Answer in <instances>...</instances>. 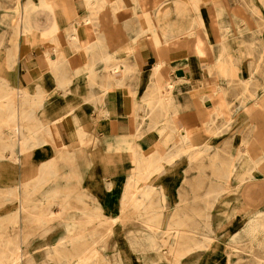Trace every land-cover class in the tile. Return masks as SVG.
I'll use <instances>...</instances> for the list:
<instances>
[{"label":"rangeland","instance_id":"rangeland-1","mask_svg":"<svg viewBox=\"0 0 264 264\" xmlns=\"http://www.w3.org/2000/svg\"><path fill=\"white\" fill-rule=\"evenodd\" d=\"M236 2L245 4L246 10L254 14L264 11V0H229L228 7ZM18 4L16 0H0V97L5 94V90H9L12 91L13 98L17 100L18 89H25L29 101L25 103L24 109L32 112L30 122L36 126L40 124L44 132H40L39 137H31L26 141L18 140L17 137L0 138V151L4 145L12 144L17 152L20 149L19 145L26 143V146L21 147L23 151L19 153V158L23 160L21 165L0 153V220L18 214L16 222L7 223L5 221L4 231L11 238L17 240L22 250L29 252L31 255L29 264H46L47 256L52 254L51 250L55 240L62 233V225L55 220L48 228L36 227L34 218L39 208L33 207V205L35 206L38 201H45L51 196L52 192L56 190L52 183H62L63 179L60 177L65 174L64 170L67 169L60 170L59 178L45 183L43 187L27 196L26 207H33L31 210L33 212L22 211L20 218L17 199L3 191L14 189L19 191L22 189L20 184L27 182L31 184L36 180L41 166L49 164L52 160L63 161V156H57L56 149L58 147L55 145L58 142L55 140V136L60 137L61 134L62 141L66 146H69V149L83 152V157L78 156V161L81 160L82 176L76 192L78 191V194L88 193L98 201L97 204L103 207L105 213L113 217L111 223L114 224L116 232L114 236L107 239L108 246L104 251L110 260L107 264H228V262L229 264H264V247L260 243H254L244 232L250 215L260 214L261 216V213H264L263 207L250 209L246 208L243 203L241 189L247 180H240L234 175L230 180L229 193L220 197V200L215 199V193L222 189L220 187L223 179V162L226 165L229 158L237 154L241 147H247L251 142L245 120L242 116L233 115L236 109H231L232 114L229 121H222L220 125L217 119L211 123L212 125L218 123L217 126H213L217 130L207 131L203 143L190 149L193 152H199L190 156L187 151L177 152L180 145V141L177 140L180 131L167 123L168 115H162V109H155L148 105L149 107L144 109V112H148V114L138 118L140 122H137V128L144 130L151 120L157 121V127L152 131L145 130L142 134L143 137L150 135L156 129L159 130L160 126L164 124L165 129L159 133L157 139L160 156L167 158L169 154L172 155L169 162L163 160L159 169L151 171L149 177L143 181L147 184L144 191L152 193L150 196L151 207L160 216L150 221L143 217L141 219L130 218L131 216L137 217L138 214L144 215V212H136L132 206H127L123 212L125 218L120 219L118 218L121 214L118 200L121 197L120 193L124 190L123 185L129 175L133 173V167L143 166L144 163L141 154L137 157L138 161L131 162L126 151L141 140L139 137L135 138L131 135V146L120 147L106 137L105 116L100 119L98 124L92 125L90 116L78 115L77 112H82L87 103H84L79 96L72 98L74 92L68 89L63 91L56 86L57 79H66L60 69L63 62L59 63L56 68L49 69L47 75L35 76L32 73L33 69L29 66L33 63L30 58H33L36 52L41 51V48L38 47H46L44 43L33 42L29 48H23L22 53L18 54L16 50L15 55L10 56V49H13L15 44L18 49L19 42L23 39V36L20 35V30L23 31V28L19 29L23 16L17 11V13H13V19L9 20L8 15L13 11L12 7ZM83 6L88 5L86 3ZM71 21L75 22V20ZM263 54L261 53V61ZM123 59L122 57L117 60V64L126 62V57ZM102 72L101 69L100 73ZM230 80H237V78L229 77ZM244 85H247V92H243ZM252 88L253 85L249 83L228 84V90L238 92V97L241 99L238 98L237 101L241 102L245 97H252ZM263 89L261 87V90ZM38 100L41 101V104L32 102ZM234 105L232 103L231 107ZM240 106H236V108L238 109ZM6 110L7 107L0 108V113ZM3 115H0V120ZM0 123H2L0 136H8L9 129L5 125V121ZM52 126L55 128L53 133L51 132ZM81 128L82 134L87 140L82 147L78 145L76 137L78 129ZM126 133L129 134L131 131ZM169 133L173 134V140L166 144L165 138ZM43 139L46 141L43 142ZM60 148L63 150L65 147ZM107 159L108 163L105 162ZM111 160L120 162L115 165ZM247 160L248 157H244L238 166L246 167ZM132 179L142 181L136 176ZM129 190L135 189L131 187ZM76 199L77 196L74 195L70 203L71 207H93L92 203L84 205L77 202ZM51 208L57 209V206L52 205ZM88 213H92V211H88ZM178 216L184 217L181 222L188 224L190 229L198 231L204 229L205 233L204 237L184 235L177 240L179 248H192L184 255L160 251L161 249L165 250V246H162L163 230L174 225L177 222L175 218ZM98 223V221H93L87 225ZM147 223L157 226L156 234L147 228ZM20 231L25 233V237H19ZM258 238L261 240L262 236L259 235ZM84 240L85 238H81V241ZM173 240L176 241L175 238ZM226 249L231 251L225 253Z\"/></svg>","mask_w":264,"mask_h":264},{"label":"crops","instance_id":"crops-1","mask_svg":"<svg viewBox=\"0 0 264 264\" xmlns=\"http://www.w3.org/2000/svg\"><path fill=\"white\" fill-rule=\"evenodd\" d=\"M29 1L40 4L39 0ZM106 1H119L126 8H130L135 2ZM155 1L159 5L161 0H140V5L145 6L142 12L145 27L139 30V21L131 12L123 13L116 25L112 20L110 7L101 11L100 0H42L45 5L56 2L59 10L52 12L49 8L42 9L38 5L34 11L28 12L27 17L33 23H38L40 33H47L52 20H56L61 32L66 34L69 26L65 14H70L80 35L91 45H83L78 49L64 46V59L60 62H63L60 69L66 78L79 82L88 75L92 65L97 72V84L106 77L112 78L114 83L117 80L122 83H115L109 88L104 103L107 111L104 129L113 138L115 145L124 148L131 146V133H126L129 131L126 123H121L120 127V120L133 115H147L148 112H144V109L155 106L154 101L160 96L162 88L169 92L170 86H179L180 91L171 92L167 98L169 100H165L168 103L166 114L176 118L181 130L188 129L195 135L217 130L213 126L218 123L212 125L209 119L218 99L228 106L224 112L229 111L231 115V109L235 108L233 115L246 117L252 125L253 133L247 149L256 163L253 178L242 186L241 199L246 208L264 207V54L263 60L260 59L261 53H264V22H260L264 21V11L254 14L239 2L234 4L235 11H232L224 0H218L215 5H210L208 0H195L198 12L188 10L163 17L162 14L155 16L153 10L148 8ZM86 3L88 6L84 7L83 4ZM100 29L104 40L101 45L96 43ZM186 31L189 33L187 37L183 36ZM123 33H133L132 53L124 63L117 64L115 57L109 59L104 72L101 57L105 51L114 53L123 47ZM38 48L41 51L30 58L33 63L29 66L35 76L47 75L48 70L54 66L50 62H56L57 55L52 47ZM45 48L47 54L44 52ZM198 52L207 53H202L204 56L199 57ZM39 59L42 62H38ZM116 68L120 71H115ZM229 77L237 80L229 81ZM229 83L253 85L252 97H245L242 102L237 101L240 98L238 92L228 90ZM127 84L134 92L133 96L128 93ZM232 103L235 104L233 107ZM239 105L241 106L237 109L236 106ZM95 110L87 104L77 114L93 119L97 112ZM163 110L162 115H165ZM219 115L221 125L222 121L225 122L224 114ZM146 137L147 135L143 136Z\"/></svg>","mask_w":264,"mask_h":264},{"label":"bare ground","instance_id":"bare-ground-1","mask_svg":"<svg viewBox=\"0 0 264 264\" xmlns=\"http://www.w3.org/2000/svg\"><path fill=\"white\" fill-rule=\"evenodd\" d=\"M19 4L12 7L13 11L10 12L9 20L13 19V13H21L23 19L20 21L19 29L23 28V31L20 30V35L23 36L21 42H19L18 49L16 44L13 46V49H10V56L15 55L16 50L18 54L22 53L23 48H29L30 44L33 42L39 41L44 43L47 47L53 48L57 55L56 62H49L53 63V68H56L58 64L64 59L63 51L64 46H67L78 49L79 47L86 45L91 47L83 37L80 35L79 30L75 26L74 21L70 20L71 15L65 14V17H68L67 23L69 26V30L66 34H63L60 30L59 22L56 20H52L49 30L47 33L42 32L38 28V23L35 21L33 23L27 17L28 12L34 11L37 7L49 8L50 11H58L59 5L56 2H52L49 5L43 4L42 0H39L40 4H34L32 1H22L16 0ZM134 4L129 8L125 7L119 1L108 3L106 0H100V9L110 7L111 9V16L113 22L117 25L118 18L122 16L123 13L131 12L132 16H135L138 21L139 25L137 30L145 27L143 23V10L145 6L140 5V0H134ZM218 0H208L210 5H215ZM225 3L228 4L229 0H224ZM39 5V6H38ZM229 5V4H228ZM63 8V7H62ZM92 12L91 6L88 7ZM153 10L155 14H162L163 17L169 16L171 13H178V12H186V11H193L198 12V6L195 0H161L160 4L157 5L156 1L148 6ZM230 10L235 11V6H229ZM63 11H66L65 9ZM87 22V20H85ZM91 20H89L90 22ZM35 25V27H33ZM17 26V25H16ZM98 36L96 43L104 44L103 36ZM40 33V34H39ZM132 34L123 33L122 43L123 47L116 50V52H108L102 55L101 60L104 62L103 71L105 72L107 69L106 62L115 57L116 60H120L122 57L129 56L132 53V42L131 37ZM188 32L186 31L183 36L187 37ZM30 36V37H29ZM48 41V42H47ZM48 45V46H47ZM47 49L45 48L44 52L47 53ZM206 54L207 52H202ZM198 52V56L202 57L204 54ZM123 59V60H124ZM38 62H42L41 59L37 60ZM124 63V62H123ZM125 70V69H124ZM115 71H120L119 68H116ZM97 72L96 69L91 65L89 69L88 75L81 78L79 82H72L69 78L63 79L59 78L56 80L59 88L64 90H69L74 92L75 94L72 96H79L84 103L91 104L94 109H96V116L93 119L90 117V123L93 125L98 124L100 119L105 116L107 118V111L104 109L105 99L108 95V90L111 86L115 83L122 84L119 80L115 83L113 82L112 78H103L100 83H96V76ZM124 81V79H123ZM215 86H213V90ZM243 87V86H242ZM127 91L130 95H134V92L131 90L129 84L126 85ZM170 91L167 92L163 88L160 90V96L157 100L154 101L155 106L161 108L164 113L167 112V102L169 99L168 96L171 92H179L180 88L177 86L174 88L173 86L169 87ZM248 88L247 85H244L243 92H247ZM4 92V91H3ZM17 100L13 98L12 91L5 90V94L0 97V108L7 107V110L0 115H3L1 121H5V125L9 129L8 136H0V138H15L26 141L31 137H39L40 132H44L41 125H35L33 122H30L32 119L31 115L32 112L25 110L24 106L29 98L27 96V92L24 89H18L17 91ZM167 99V100H166ZM166 100V101H165ZM36 104H41V101H32ZM150 104V102H149ZM228 106H225L224 103H220L219 99L217 100L216 108L211 113L210 122L213 123L219 118V114H224L223 118L225 121H229L231 118L229 111H226ZM138 118L136 115L129 116L122 118L120 120V127L121 123H126L128 130L131 131V135L135 138L139 137L141 140L140 142L134 143L133 148H129L126 152L129 154L131 162L138 161L137 157L140 154L143 156L141 159L143 160V166H136L133 167V173L129 175L128 180L124 183V190L120 193L121 197L118 200L119 203V210L121 211L120 216L118 218L122 219L125 218L123 216V212L126 210L127 206H132L136 212H144V215L138 214L136 216H131L130 218H138L141 219L142 217L146 220H155L160 215H157L153 208L151 207L152 200L150 196L152 195L151 192L144 191V187H147V184L143 181L149 177V173L151 171L159 169L161 166V162L171 160L172 155L169 154L166 157L162 158L161 152L158 148L159 141L158 135L165 129L162 125L160 126L159 130L156 129L150 135L148 134L146 138L142 137V134L145 130H153L157 127V121L151 120L148 127L144 130L137 128ZM167 123L171 124L172 128L180 131L178 141H180L179 148L177 152L187 151L189 152L190 156L197 154V152H193L190 150L194 148L196 145L203 143V140L206 138V131L200 133V135H195L188 129H180L181 125L177 122L175 117L168 116ZM245 120V125L248 126L250 135L253 133V128L251 123L247 121L246 117H243ZM2 127V123H0V129ZM55 128L51 127V132ZM160 131V132H159ZM174 131V130H173ZM83 130L78 129V133L76 135L78 145H84L87 141L82 134ZM133 132V133H132ZM169 133V135L165 138V143L169 144L172 142L173 134ZM44 136V135H43ZM55 136V135H54ZM106 137L112 141V137L109 133L106 134ZM55 140H58L55 145L58 147L57 156H63V161L57 159L52 160L49 164H45L41 166L38 170L39 175L36 177V180L30 184V182L22 183V189L19 191L14 190H5L3 193L10 194L12 197L16 198L19 205V218L20 212L22 211H31L33 207L39 208V210L35 214L34 221L36 227H50L51 222L53 220L60 222L63 227L62 233L57 237L55 240V244L52 247V254L47 256L48 262L46 264H107L110 262L109 258L104 253L105 248L107 245V239L111 236L115 235L116 228L114 224L111 223L113 217L109 216L107 213L104 212L103 207H100L97 203L98 201L93 199L88 193H77L76 188L81 178V168H80V161H78V156L83 157V152H76V149H69V146H66L62 141V134L60 137L55 136ZM46 139H43V142ZM177 142V141H176ZM198 142V143H197ZM76 145V144H75ZM74 145V146H75ZM20 149L17 152L14 150L12 144H6L1 149L0 153L4 156H7L11 161L21 165L23 162L22 159L19 158V153L23 151L21 148L22 146H26V143H22L19 145ZM60 147H65L61 150ZM202 147V146H201ZM131 150V151H130ZM147 150V151H146ZM130 151V152H129ZM122 152V151H119ZM103 154V153H102ZM105 154V153H104ZM252 153L247 149V147L243 146L235 154L232 158H229L226 165L222 164L223 166V179L221 183L222 188L220 191L215 193V199L220 200V197H223L225 194L227 195L230 191V180L235 175L236 178L240 180L248 181L252 179L254 176V172L256 169V163L253 159ZM108 155V154H107ZM244 157H248L247 166L244 168L239 167L244 160ZM58 158V157H57ZM242 159V160H241ZM108 163V159L105 160ZM113 164H118L120 161L111 160ZM214 162V161H213ZM215 163V162H214ZM213 163V164H214ZM215 165V164H214ZM239 165V166H238ZM62 169L64 170L65 174L58 175L59 171ZM137 172V173H135ZM138 178L142 181H134L132 178ZM63 179L62 183H52L56 190L52 192L51 196H49L45 201H38L36 205L32 208L26 207L25 201L27 196L31 193L37 191V189L43 187L45 183H49L50 181L56 178ZM71 180V181H70ZM133 180V181H132ZM221 180V179H220ZM225 180V181H224ZM151 186V184H148ZM223 185V187H222ZM135 190H129L130 188ZM138 189V190H137ZM228 192V193H227ZM77 193V194H76ZM77 196V202L86 204H93L92 208H77L71 207L70 203L72 201V197ZM52 205H56L57 209H52ZM264 208V207H263ZM35 210V209H34ZM88 211H92V213H88ZM33 212V211H31ZM264 213L250 215L248 217V222L246 223V227L244 229L245 234L253 240V242L260 243L261 246L264 247ZM18 214H14L7 219L0 220V264H29L31 261V255L28 251L22 250L21 246L18 244L16 239L11 238L7 235L4 231V223L11 222L14 223L17 220ZM176 223L174 225L168 226L165 230H163V243L162 246H165V250L161 249L160 251L166 252H175L178 255H184L191 251V247L179 248L178 241L180 237L186 236H205L204 229L202 230H192L189 228L188 224H184L181 221L184 217L178 216L175 218ZM86 223H84V222ZM93 221H98V224H92L91 226L87 224H91ZM147 228L156 234V227L150 223H147ZM103 229H100V228ZM261 235L262 239L259 240L258 236ZM19 237H25L24 232H19ZM81 238H85L84 241H81ZM175 238L176 241H172ZM24 241V239H23ZM196 246V245H195ZM231 250L226 249L225 253H229ZM229 264V262H228Z\"/></svg>","mask_w":264,"mask_h":264}]
</instances>
